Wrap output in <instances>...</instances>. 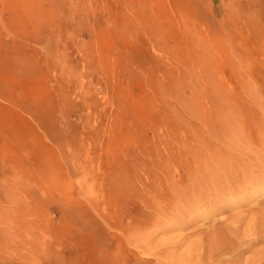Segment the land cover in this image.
<instances>
[{"label":"rangeland","instance_id":"rangeland-1","mask_svg":"<svg viewBox=\"0 0 264 264\" xmlns=\"http://www.w3.org/2000/svg\"><path fill=\"white\" fill-rule=\"evenodd\" d=\"M228 108L264 124V0H0V264H255L264 183L227 193L264 144Z\"/></svg>","mask_w":264,"mask_h":264},{"label":"bare ground","instance_id":"bare-ground-1","mask_svg":"<svg viewBox=\"0 0 264 264\" xmlns=\"http://www.w3.org/2000/svg\"><path fill=\"white\" fill-rule=\"evenodd\" d=\"M263 88V87H262ZM261 92V91H260ZM256 93H257V91H256ZM262 93V92H261ZM252 94V93H251ZM252 98V97H251ZM258 98H256V100H257ZM259 100V99H258ZM230 101V100H229ZM261 101V100H260ZM263 101V100H262ZM251 103V102H250ZM255 103H256V101H255ZM258 103V105L261 103H259V102H257ZM235 104V103H234ZM229 105H231V106H233L232 104H229ZM236 106V105H235ZM253 106V105H252ZM227 107H229V106H227ZM232 108V107H231ZM238 108V107H237ZM236 109V108H235ZM224 110V109H223ZM236 111V110H235ZM241 112V111H240ZM235 113H236V119H234L235 118ZM238 112L236 111V112H234V110H230L229 108H228V110L226 111V112H222V113H219L218 115H220L218 118H219V120L220 121H224V122H222V124L224 125V127L227 129V127H229V128H236V132L237 133H234V135H232L236 140H238L237 142H242L243 144L245 143L246 145H249V146H259V145H262V144H264V124L262 123V125H261V123H258V122H256V121H254V122H252V123H254L253 125H254V130H253V132H251V133H249V135H247V136H242L241 134H239L240 133V127L238 128V123H242L243 125H241V126H244V124L246 125V126H248V124H249V122H246L245 123V118L244 119H241V118H239V116H238V114H237ZM250 115V114H249ZM255 117V116H254ZM237 120V121H236ZM248 121V120H247ZM225 125H227V127L225 126ZM250 125V124H249ZM251 126H252V124H251ZM249 127V126H248ZM238 128V129H237ZM250 129V128H249ZM248 129V130H249ZM228 130V129H227ZM235 129H233V131H234ZM247 130V129H246ZM251 130V129H250ZM250 132V131H249ZM243 133H245L244 132V130H243ZM247 133V132H246ZM233 137H232V140H233ZM212 142V141H211ZM230 142H231V140H230ZM239 144H241V143H239ZM236 146V145H235ZM241 146V145H240ZM242 146H244V145H242ZM231 147V146H230ZM239 148V147H238ZM254 148V147H253ZM236 149V148H235ZM247 149H248V147H247ZM221 149H219V152H214V149H212L211 151H210V153H209V155H210V159L212 160V162L213 161H215V163H217V165L219 166L221 163H225V162H223V161H225V160H228L227 159V157H226V155H225V153H223L222 151H220ZM224 151H225V149H224ZM258 151H259V149H258ZM209 152V151H208ZM207 152V153H208ZM232 152H234V151H232ZM215 153H216V155H215ZM238 153V152H237ZM241 153V152H240ZM262 153V152H261ZM231 154H233V153H231ZM244 154V153H243ZM264 155V154H263ZM262 155V156H263ZM238 156V158L237 159H239V161H233V163H231L230 162V164H231V169H229L231 172H233V173H238V170L237 169H233V168H238L239 166V168H243V172L241 173V175L240 176H237V178L239 179L238 181H237V183L238 184H240L241 185V187L240 188H237V189H235V188H231L230 189V192L229 193H227L228 195H230L231 196V198H234L233 200H235V197L237 196V195H240L241 194V192H244V194L247 192V191H250V188L251 187H253L252 189H254V188H256V190L257 191H260L261 189H259L258 188V186L259 185H261V184H263L264 183V177H260V175L258 176L259 178H255V177H253V176H250V174L248 175V173H247V167L245 166L248 162H247V160L245 161L244 160V158H242L243 156H241V157H239V155H237ZM256 156V155H255ZM207 157V156H206ZM229 157H231V156H229ZM234 158V157H233ZM252 159H249V160H256V158L253 156V157H251ZM260 158H261V156H260ZM210 159H208V160H210ZM235 159V158H234ZM233 159V160H234ZM262 159H263V157H262ZM218 160V161H217ZM260 160H258L257 162H259ZM208 162V161H207ZM206 162V163H207ZM228 162V161H227ZM247 162V163H246ZM257 162H255L256 164H257ZM209 163V162H208ZM213 164V163H212ZM245 164V165H244ZM249 164V163H248ZM252 165H254V164H252ZM211 167H209L208 169H207V171H208V173H207V175H208V177L207 176H205V178L207 177V178H209L210 179V177L212 178V179H214V177H213V175L212 174H214L213 173V171H215V168L214 167H212V165H210ZM243 166H245V167H243ZM257 166H258V164H257ZM227 167H229V165L227 166L226 165V163L224 164V168H227ZM217 168V167H216ZM261 168V167H260ZM219 169H221V166H219ZM254 170V169H253ZM261 170H263V169H261ZM219 171V170H218ZM252 173V172H251ZM262 174V173H261ZM264 174V173H263ZM226 175V174H225ZM254 175V174H253ZM218 176H220L221 177V175H218ZM217 176V177H218ZM225 178V177H224ZM223 178V179H224ZM232 178V177H231ZM231 178H230V180H231ZM226 179V178H225ZM216 180V179H215ZM199 181V180H198ZM235 181H236V179H235ZM226 182V181H225ZM227 182H229V181H227ZM227 182L225 183L226 185H229V184H227ZM231 182H232V180H231ZM230 182V183H231ZM236 183V182H235ZM189 185H190V183H189ZM188 185V186H189ZM194 186V185H193ZM220 186V185H219ZM213 187V186H212ZM262 187V186H261ZM193 188V187H192ZM215 188V187H214ZM226 189H227V187H225ZM209 189H210V187H209ZM229 189V188H228ZM190 190H192V189H190ZM214 190V189H213ZM264 190V189H263ZM197 191H198V189H197ZM209 191V190H208ZM212 191V190H211ZM218 191H220L219 192V194H222L221 196H223L225 193H226V191H225V189L224 188H222L221 190L219 189H217V186H216V192H218ZM228 191V190H227ZM256 191V192H257ZM252 192H253V190H252ZM203 193V192H202ZM250 193V192H249ZM253 193H255V192H253ZM212 194V193H211ZM215 194V193H214ZM214 194H213V196H214ZM243 194V195H244ZM248 194V193H247ZM263 194V193H262ZM199 195V194H198ZM197 195V196H198ZM250 195V194H249ZM248 195V196H249ZM196 196V197H197ZM204 196H206L205 194L203 195V197ZM216 196H217V194H216ZM201 197V196H200ZM202 197V198H203ZM218 197H219V195H218ZM217 197V198H218ZM239 197V196H238ZM258 197V196H257ZM262 197V196H261ZM241 198V197H240ZM240 198H238V201H239V199ZM246 198V197H245ZM262 198H264V197H262ZM196 199H198V198H196ZM204 199H206L205 197H204ZM209 199V198H208ZM212 199V198H211ZM213 201H214V199H212ZM222 200V199H221ZM225 200H226V198H225ZM241 200V199H240ZM244 200V199H243ZM199 201V200H198ZM200 201H201V199H200ZM204 201H206V200H204ZM192 202V201H191ZM195 202V201H194ZM222 202V201H221ZM224 202V201H223ZM229 202V201H228ZM227 202V203H228ZM236 202V201H235ZM196 203V202H195ZM198 203V202H197ZM214 203V202H213ZM231 204H232V202H230ZM229 203V204H230ZM242 203V202H241ZM225 204V203H224ZM189 205V204H188ZM192 205H193V203H192ZM226 205V204H225ZM215 206V205H214ZM220 206V205H219ZM237 206V205H236ZM229 207V206H228ZM238 207H239V205H238ZM210 210V209H209ZM181 212V211H180ZM179 212V213H180ZM176 213V212H175ZM182 213V212H181ZM205 213V212H204ZM207 213V212H206ZM210 214V213H209ZM254 214V213H253ZM262 214V213H261ZM175 215V214H174ZM240 215V214H239ZM181 215L179 214V217H180ZM182 216H183V214H182ZM181 216V217H182ZM255 216V215H254ZM221 217H224V215L223 216H221ZM256 217V216H255ZM259 217V216H258ZM166 218V217H165ZM235 218V217H234ZM178 219H180V218H178ZM243 220H244V218H243ZM242 220V221H243ZM249 220H251V219H249ZM181 221H183V220H181ZM257 221H260V225L262 224V226H264V212H263V214H262V216L259 218V219H253V220H251V222H250V224L251 225H257ZM170 222V221H169ZM180 222V221H179ZM237 222H240V221H238L237 220ZM245 222V221H244ZM161 223V222H160ZM232 223L234 224V222L232 221ZM167 224V223H166ZM174 224V223H173ZM176 224H177V222H176ZM232 224V225H233ZM244 224V223H243ZM249 224V225H250ZM183 225V224H182ZM239 225V224H238ZM240 226V225H239ZM238 226V227H239ZM257 226H259V225H257ZM163 227V226H162ZM224 227H225V224H224ZM243 227H244V225H243ZM176 228V227H175ZM234 228V227H233ZM236 228V227H235ZM252 227H250V229H251ZM254 228V227H253ZM258 228V227H257ZM159 229H161V228H159ZM226 229L229 231L231 228L229 227V226H226ZM239 229H241L242 230V228H239ZM255 229V228H254ZM165 230V229H164ZM235 230V229H234ZM132 231V230H131ZM156 231V230H155ZM159 232V231H158ZM212 232V231H211ZM224 233H225V231H223ZM264 232V231H263ZM135 233V232H134ZM237 233V232H236ZM240 233V232H239ZM244 234H245V232H243ZM251 233V232H250ZM152 234H154V233H152ZM234 234H235V232H234ZM233 234V235H234ZM262 234V233H261ZM134 235V234H133ZM231 235V234H230ZM236 236H237V234H235ZM243 234H241V237H243L242 236ZM246 236H244V237H248V236H250V234H245ZM232 236V235H231ZM137 237H139V236H137ZM141 237V236H140ZM240 237V236H239ZM238 237V238H239ZM240 237V238H241ZM128 238H130V237H128ZM231 238H233V237H231ZM239 238V239H240ZM259 238V237H258ZM133 239V238H132ZM136 239H138V238H136ZM135 239V240H136ZM199 240H200V238H198ZM201 239H203L202 237H201ZM245 238H241L240 239V243H244V240ZM142 240H145V238H143ZM157 240V239H156ZM237 240V239H236ZM244 240V241H243ZM249 240V239H248ZM137 241H139L138 243H134L135 244V246H136V250H138L139 251V253H142V255H145V256H151V255H153L154 253L155 254H157V256H160V257H158V263H156V264H192L189 260H190V258H189V254H183L182 256L180 255V257H179V259H168V258H166L165 259V257L164 256H162L161 255V253H160V251H159V253H157L156 251H153V250H155L154 249V247H157L158 245H156V246H150V245H148V243H146V244H142V243H140V240H137ZM202 241V240H201ZM232 241V240H231ZM230 241V242H231ZM255 241V239H252V242H254ZM136 242V241H135ZM142 242V241H141ZM199 242V241H198ZM202 242H204V241H202ZM201 242V243H202ZM237 242V241H236ZM153 243V242H152ZM214 243V242H213ZM223 243V242H222ZM228 243V242H227ZM167 244V243H166ZM190 244V243H189ZM196 244V243H195ZM211 244V243H210ZM230 244H232V243H230ZM239 244V243H238ZM192 245V244H191ZM223 245V244H222ZM227 246V245H226ZM232 246V245H231ZM240 246V245H239ZM191 247V246H190ZM195 247H196V245H195ZM224 247V246H223ZM230 247V246H229ZM219 248H221V247H218V243H216V244H212V245H210L209 246V252L210 253H212V252H214V251H216L217 249H219ZM234 248V247H233ZM193 249V248H192ZM230 249V248H229ZM262 249V248H261ZM195 250H197V247H196V249ZM220 250V249H219ZM222 250V249H221ZM236 249H234V251H235ZM243 250V249H242ZM260 250V249H259ZM114 251V250H113ZM112 251V252H113ZM192 251V250H191ZM203 251V250H202ZM227 251V250H226ZM130 252V251H129ZM171 252V251H170ZM188 252V251H187ZM190 252V251H189ZM196 252V251H195ZM113 253H115V255H116V257H117V259H118V261H119V263L118 264H129V257L130 256H135L132 252L130 253V254H128V253H126V252H121V251H119V250H117V251H114ZM138 253V254H139ZM230 253H232V252H230ZM259 253V252H258ZM263 253V252H262ZM135 254H136V252H135ZM171 254H172V252H171ZM176 254V253H175ZM180 254V253H179ZM178 254V255H179ZM191 254L193 255V253L191 252ZM215 254V253H214ZM257 254V253H256ZM178 255H175V256H178ZM202 255V257L205 255V253H202L201 254ZM111 256H113V255H111ZM156 256V257H157ZM207 256V255H206ZM228 256V255H227ZM231 256V255H230ZM259 256V255H258ZM262 258L260 259L259 258V261H256L255 262V264H264V261L262 262L261 260L263 259V257H264V255L263 256H261ZM155 258V257H154ZM172 258V257H171ZM195 258V257H194ZM165 259V260H164ZM157 260V259H156ZM155 260V261H156ZM202 260V259H201ZM216 260V259H215ZM233 260V259H232ZM152 261V260H151ZM203 261V260H202ZM116 262V261H115ZM211 262V261H210ZM240 262V261H239ZM152 263V262H151ZM207 263V262H206ZM219 263V262H218ZM242 263V262H241ZM247 263H249V262H247ZM234 264H236V263H234ZM240 264V263H239Z\"/></svg>","mask_w":264,"mask_h":264}]
</instances>
